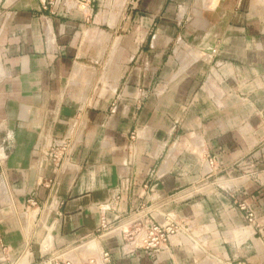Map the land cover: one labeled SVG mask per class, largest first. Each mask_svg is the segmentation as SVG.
<instances>
[{"label":"crops","instance_id":"1","mask_svg":"<svg viewBox=\"0 0 264 264\" xmlns=\"http://www.w3.org/2000/svg\"><path fill=\"white\" fill-rule=\"evenodd\" d=\"M63 1L0 0V264H264V0H141L156 38L107 43L90 33L128 0ZM149 42L152 69L133 67ZM64 137L63 165L37 167ZM148 222L177 227L158 252L125 237Z\"/></svg>","mask_w":264,"mask_h":264},{"label":"rangeland","instance_id":"2","mask_svg":"<svg viewBox=\"0 0 264 264\" xmlns=\"http://www.w3.org/2000/svg\"><path fill=\"white\" fill-rule=\"evenodd\" d=\"M211 1H214V0H211ZM211 1L210 0H198L199 3L203 4V6H205L207 3H211ZM141 2H142L141 0H128L127 2L123 4L124 8L122 6V11L120 13H117L116 15H113V17H115L116 28L106 29L104 26H102L101 31L98 30L96 33L92 32L90 33V35L93 36V38L101 39L102 42L107 43L109 38H114V37H119V36L127 37L133 31H135L136 29L137 30L139 29L141 32L144 33V36L149 37V40L155 39L156 38V33L154 31L155 26L154 27L151 26V28L149 29L144 27V23L146 22V20H149L151 14L146 11H142L140 9ZM183 2H186V0H181V1L177 0V3H178L177 6L183 4ZM88 4L91 6L92 0H90ZM62 5L67 6L68 8L69 7H77V8L82 7L81 4L78 2V0H64ZM83 11L85 10L83 9ZM94 13L95 12H93V14ZM61 16L63 17L64 21H67L70 15L68 13L63 12ZM90 16H91V13L88 12L87 18L89 19ZM190 17L191 16L188 15V13H179L177 9L175 12L172 13V23L177 25V27L179 28V32H180L178 33L176 37L175 43L172 45L173 47L175 46L179 48L183 52L184 57L188 58L189 61L190 60L196 61L201 57L200 52L196 50L193 46H191L188 40L186 39V37L183 36V31L185 30V27H187V24L189 23L191 19ZM90 24H91L90 20L86 22V25L91 26ZM95 48L96 50L102 51L101 45H95ZM152 49H153L152 42H149L146 46H144L143 51L139 52V54L135 56L132 66L133 67L140 66L142 69L150 71L152 69V66L149 65L148 62L150 60ZM154 67L155 66L153 65V69ZM178 68L176 69V71H178ZM137 91L139 93V96L144 94L142 89H138ZM152 95H155V92H152ZM115 102L116 101H114L110 106L111 113H115L117 110V104ZM128 138H129L128 149L132 151L135 140L137 138L136 131L135 130L131 131L128 135ZM11 144H13V142ZM74 147H75V144L72 147L73 150H74ZM42 161L44 163H49L52 167H54L53 162L50 161V158L47 155L46 156L42 155V158L38 159L37 167H40L44 164L42 163ZM214 162L215 161L213 160V164H215ZM0 180L3 183H6V177L3 174L1 175ZM4 191L6 193L8 192L7 189H5ZM27 206H28V203H26V208ZM23 212L25 213L26 211L23 210L19 214H22ZM20 217L24 225L25 220L22 215H20ZM19 223L20 224L22 223L21 220L19 221Z\"/></svg>","mask_w":264,"mask_h":264},{"label":"built area","instance_id":"3","mask_svg":"<svg viewBox=\"0 0 264 264\" xmlns=\"http://www.w3.org/2000/svg\"><path fill=\"white\" fill-rule=\"evenodd\" d=\"M90 0H78V2L83 5L89 3ZM72 154V143L68 137H64L59 140L55 145H52L50 150L47 153V156L50 158V161L53 162L55 168H59L63 165V162L67 160ZM209 165L214 166L213 160H209ZM48 181L45 184V187L49 186ZM114 199L117 201L120 199V195H115ZM29 206H35L36 201L34 197H31L27 200ZM108 209V207H107ZM106 210L102 211L100 217V227L99 231H103L107 228V222L105 218ZM247 221L250 223L253 220L252 211H247ZM177 231V227L173 225L169 226H160L152 222H148L137 228H133L131 231L125 234V237L138 249H144L148 251L158 252L162 247L167 243L169 237ZM264 241V238H263ZM108 254L103 253L101 256V261L103 263L108 262ZM41 264H98V261L95 258H87L80 263H75L71 260L60 261L57 258H51L48 260H42ZM236 264H246L245 262H237Z\"/></svg>","mask_w":264,"mask_h":264}]
</instances>
